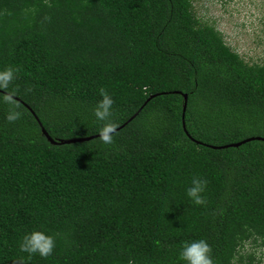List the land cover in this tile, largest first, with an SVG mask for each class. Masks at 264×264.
I'll use <instances>...</instances> for the list:
<instances>
[{
	"label": "trees",
	"instance_id": "16d2710c",
	"mask_svg": "<svg viewBox=\"0 0 264 264\" xmlns=\"http://www.w3.org/2000/svg\"><path fill=\"white\" fill-rule=\"evenodd\" d=\"M196 2L0 0V97L21 113L0 100V264H185L201 238L214 264H264V61ZM101 88L113 142L68 143L99 135ZM32 230L55 236L47 258L20 251Z\"/></svg>",
	"mask_w": 264,
	"mask_h": 264
},
{
	"label": "clouds",
	"instance_id": "9594fccd",
	"mask_svg": "<svg viewBox=\"0 0 264 264\" xmlns=\"http://www.w3.org/2000/svg\"><path fill=\"white\" fill-rule=\"evenodd\" d=\"M14 75L15 69L12 67L0 69V89H7L9 83L14 79ZM99 93L101 99L93 108V113L97 120L105 121V123L98 130V138L104 144H111L113 142V133L116 125L110 122L108 118L111 115L114 101L104 88H101ZM0 100L14 106L6 115V119L9 122L16 121L20 118L21 113L15 110V101L11 95L5 94L3 97H0ZM206 185L207 180L204 177H192L190 186L186 188V195L194 204L203 205L206 203L204 197L201 195L205 191ZM55 247V236L43 230L26 232L19 243L20 251L28 253L29 257L32 254H38L42 258H47L53 253ZM211 252L212 248L205 239H194L184 243L179 253V258L185 264H214Z\"/></svg>",
	"mask_w": 264,
	"mask_h": 264
},
{
	"label": "rangeland",
	"instance_id": "374dc122",
	"mask_svg": "<svg viewBox=\"0 0 264 264\" xmlns=\"http://www.w3.org/2000/svg\"><path fill=\"white\" fill-rule=\"evenodd\" d=\"M195 6L199 18L215 25L247 63L264 61V0H197ZM248 247L246 253L253 251Z\"/></svg>",
	"mask_w": 264,
	"mask_h": 264
},
{
	"label": "water",
	"instance_id": "95a60500",
	"mask_svg": "<svg viewBox=\"0 0 264 264\" xmlns=\"http://www.w3.org/2000/svg\"><path fill=\"white\" fill-rule=\"evenodd\" d=\"M185 97V106H184V113H183V119L185 120V112L187 110V107H188V95H184ZM40 125L42 126V123L40 122ZM43 127V126H42ZM43 130V133L48 136V138H50V140L53 141V139L49 136L48 132L46 131V129H44V127L42 128ZM99 135H95V136H91V137H87V138H83V139H72V140H68L67 142L68 143H75V142H82V141H86V140H91V139H94L96 137H98ZM262 138H257V137H253V138H249V139H246L242 142H239V143H236V144H231L232 146L234 147H239L245 143H248V142H251V141H254V140H261ZM264 140V139H262ZM54 142V141H53ZM56 143V142H54ZM231 145H228V146H225V147H219V148H226V147H229Z\"/></svg>",
	"mask_w": 264,
	"mask_h": 264
}]
</instances>
